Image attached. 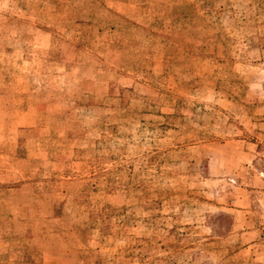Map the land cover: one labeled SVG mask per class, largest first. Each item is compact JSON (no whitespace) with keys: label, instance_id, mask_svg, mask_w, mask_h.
I'll return each instance as SVG.
<instances>
[{"label":"rangeland","instance_id":"374dc122","mask_svg":"<svg viewBox=\"0 0 264 264\" xmlns=\"http://www.w3.org/2000/svg\"><path fill=\"white\" fill-rule=\"evenodd\" d=\"M0 264H264V0H0Z\"/></svg>","mask_w":264,"mask_h":264}]
</instances>
